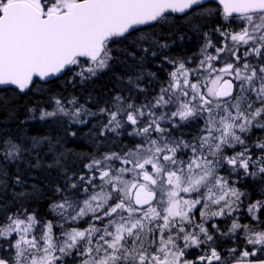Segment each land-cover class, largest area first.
<instances>
[{
  "label": "snow or ice",
  "instance_id": "6c2138e0",
  "mask_svg": "<svg viewBox=\"0 0 264 264\" xmlns=\"http://www.w3.org/2000/svg\"><path fill=\"white\" fill-rule=\"evenodd\" d=\"M204 3L0 0V85L25 92L36 85L34 78L70 73L81 82L91 80L113 64H126L114 51L142 66L147 56L158 55L153 48L162 55L171 44L138 26L154 29L179 14L190 30L200 32L209 14ZM217 3L224 23L212 35L202 33L198 53L163 55L172 71L166 81L157 80L155 95L141 87L144 73L128 77L129 91L143 94L145 102L117 92L98 112L84 105L66 108L61 100L54 111L41 110L40 119L62 114L76 124L88 123L82 114L103 115L106 122L91 133L94 142L115 143L119 151L91 156L79 172L64 170L63 187L53 189L58 199L49 205L53 219H38L23 206L5 213L0 264H264V228L241 224L236 215L243 205L255 225H264V199L248 202L252 194L243 183L245 178L264 183V137L252 140L254 129L264 131V0ZM133 33L138 37L129 40ZM124 41L136 51L114 47ZM112 135L132 140L109 141ZM42 143L55 148L51 137L34 138V144ZM25 151L11 140L0 141L5 162L19 160ZM63 156L55 157L61 169ZM0 175V189H6L7 174ZM15 183L23 184L19 175ZM258 194L264 197V188ZM218 218L230 221L227 231L209 224ZM238 233L243 244L228 249L218 244L222 237L238 239Z\"/></svg>",
  "mask_w": 264,
  "mask_h": 264
},
{
  "label": "trees",
  "instance_id": "16d2710c",
  "mask_svg": "<svg viewBox=\"0 0 264 264\" xmlns=\"http://www.w3.org/2000/svg\"><path fill=\"white\" fill-rule=\"evenodd\" d=\"M208 9L207 26L200 32L190 30L179 16L175 15L171 23L158 25L154 29H148L147 26L141 27L148 34H155L161 42H168L171 47L156 57L147 56L142 66L136 61L128 59L120 52L114 51L113 55L118 56L121 61L126 60V64H113L109 69H105L93 77L91 80L80 81L79 77H73L70 73L67 75L52 79L50 82L37 83L30 90L20 92L18 89L5 88L0 89V141L11 140L17 143L26 151L19 160L4 161L0 157V172L7 174L6 189H0V222H4L5 213L10 215L17 211L21 206L27 208L29 212L35 210L37 218L51 220L49 205L56 200L53 189L60 185L63 187L64 170L70 175L73 172H79L83 165L89 161L91 156H99L106 151H119L115 143L101 141L100 144L94 142L95 138L91 133L96 132L94 127L99 121L106 122L103 115L97 117H86L83 114L81 119H86L87 124H76L72 122L71 117L63 116V120H57L54 117L40 119L41 110L53 111L56 106L55 101L61 100L66 108H73L84 105L91 111L98 112L100 107H107L106 101H109L117 92L121 95H131L135 102H145L144 95L132 89L128 85V77H135L138 73H144V81L140 82L141 87L147 88L149 96L155 95L161 86L157 80L166 81L167 72L172 71L171 66L163 61V55L169 57H185L198 53L204 43L203 32L210 30L218 25L219 16L216 15L218 5L214 2L204 4ZM139 33H133L129 40H134ZM180 36L184 38L179 39ZM213 41H217L218 35L214 36ZM175 41V43H172ZM147 46V45H145ZM114 47L136 51L133 45L128 41L119 43ZM137 57L142 55L137 51ZM161 68L165 71H161ZM147 73H155V78ZM123 77L118 80L116 77ZM155 90V91H153ZM78 101L77 105H71L68 101L73 98ZM128 131H131L129 128ZM191 131V129H186ZM76 132L75 137L69 135ZM51 137L55 148L50 151L47 143L34 144V138ZM257 137H264V131L254 129L252 140ZM188 138V137H186ZM57 139L60 141L56 144ZM123 140L124 143H130L131 137L122 135L116 138L114 135L109 137V141ZM63 152L61 160L63 169L56 166L55 157L57 153ZM230 154V153H229ZM37 157L39 158V167H36ZM52 165V167H49ZM223 174V173H222ZM17 175L20 176L23 184L15 183ZM0 179H4L0 175ZM247 190L252 194L251 201L264 199L258 193L264 188V183L253 181L250 178L243 180ZM239 187V185H237ZM15 194L23 193V196ZM56 198V199H55ZM247 203V202H246ZM241 224H249L257 228H264V225H255L247 217L246 207L242 205ZM53 216V215H52ZM264 219V217H262ZM218 226L223 229L224 220L219 219ZM224 232L223 230H221ZM3 243L4 239L0 238Z\"/></svg>",
  "mask_w": 264,
  "mask_h": 264
},
{
  "label": "rangeland",
  "instance_id": "374dc122",
  "mask_svg": "<svg viewBox=\"0 0 264 264\" xmlns=\"http://www.w3.org/2000/svg\"><path fill=\"white\" fill-rule=\"evenodd\" d=\"M218 25H220V24H223L224 23V21L222 20V17L221 16H219V18H218ZM237 23H241L240 21H237ZM233 27H235V25H233ZM207 32H209V31H211V29L210 30H206ZM210 35V34H209ZM212 35V34H211ZM213 38V40H215L214 39V36L212 37ZM214 43H215V41H213ZM211 51V50H210ZM194 63V62H193ZM137 103V102H136ZM54 110L56 109V106L53 108ZM53 110V111H54ZM55 119L57 118L58 120L60 119V120H63L64 118H63V115L61 114V115H58L57 117H54ZM56 119V120H57ZM131 129V128H130ZM56 198L58 199V197L56 196ZM55 198V199H56ZM81 199H83V196H81L80 197ZM242 206H241V210H240V212L239 213H241V211H242ZM51 213V212H50ZM52 215H54L53 213L51 214V217H52V219H53V216ZM241 216H242V213H241ZM197 220L199 221V216H197ZM250 221L252 222V220L250 219ZM214 221H211V223H213ZM215 223V222H214ZM229 224H230V221H228V226H229ZM70 226H75V225H65V227H70ZM80 227H86V225H84V224H81V225H79ZM38 231V230H37ZM58 234V233H57ZM243 237V236H242ZM0 238H2V237H0ZM226 237H222V239H225ZM3 239V238H2ZM222 239H220V240H222ZM220 240L218 241V242H220ZM237 243L238 242V240L237 239H234V238H228V239H226L223 243H222V246L223 247H225V246H230L232 243ZM0 244H2L1 242H0ZM236 247V246H235ZM250 249H252V247L253 246H248ZM256 247H259V246H256ZM257 255L259 256L260 255V253H257Z\"/></svg>",
  "mask_w": 264,
  "mask_h": 264
},
{
  "label": "flooded vegetation",
  "instance_id": "af4514ba",
  "mask_svg": "<svg viewBox=\"0 0 264 264\" xmlns=\"http://www.w3.org/2000/svg\"><path fill=\"white\" fill-rule=\"evenodd\" d=\"M222 11V10H221ZM218 16V15H217ZM211 35V34H210ZM236 215H239V216H241V213H237ZM242 218V217H241ZM219 221V218L218 219H216L214 222L218 225V222ZM213 222V223H214ZM209 224H211V221L209 222ZM228 224V221L225 219L224 220V224H223V229H221V230H223V231H227V228L230 226V224H229V226L227 225ZM243 233H238L237 234V237H238V242L236 243H232L230 246H225V247H223L224 249H228V248H232V247H237L238 245H240V244H243ZM220 239H222V238H220ZM226 239H228L227 237L225 238V239H222V240H220V242H218V244H221L222 245V243L226 240ZM219 250V249H218ZM193 251V253L194 254H198V251L197 250H192ZM190 259H192V258H194V255L193 256H190L189 257Z\"/></svg>",
  "mask_w": 264,
  "mask_h": 264
},
{
  "label": "water",
  "instance_id": "95a60500",
  "mask_svg": "<svg viewBox=\"0 0 264 264\" xmlns=\"http://www.w3.org/2000/svg\"><path fill=\"white\" fill-rule=\"evenodd\" d=\"M209 2H214V3H216L218 5L217 0H205V3L204 4L209 3ZM176 15L179 16V14H176ZM138 27L141 28V27H144V26H138ZM60 76H62V74H59L57 76L48 77L45 80H39L38 78H34V79H36L38 81H41V82H48V81H51L52 79L57 78V77H60ZM5 88H14V89H16L15 86H4V85H0V89H5ZM25 91H27V90H25Z\"/></svg>",
  "mask_w": 264,
  "mask_h": 264
}]
</instances>
